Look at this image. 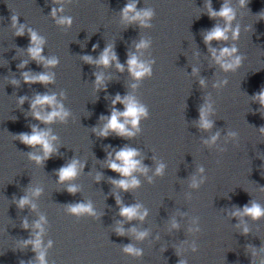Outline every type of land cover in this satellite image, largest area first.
<instances>
[{"label": "clouds", "instance_id": "obj_1", "mask_svg": "<svg viewBox=\"0 0 264 264\" xmlns=\"http://www.w3.org/2000/svg\"><path fill=\"white\" fill-rule=\"evenodd\" d=\"M55 4H60L61 0H53ZM138 0H129L128 3L125 4L123 9L121 10V17L124 21L129 23L139 22L141 26L150 27L149 24L150 19L153 17L154 12L152 9H138L137 8ZM239 3L242 7H247L249 0H239ZM205 7L208 9V17L212 20L217 18L223 19L225 24L221 27L219 24L215 25L211 30L207 31L204 34V43L209 47V51L212 54L213 59L217 64H219L225 71L235 70L238 68L243 60L244 56L242 54H238V48L233 45L231 47H223L219 50L211 47V42L213 40L216 41H227L229 39L228 33L232 32V38L237 39L239 35V27L233 28L232 22L236 18L235 10L229 5L227 0H223L222 5L219 11L212 9L211 0H205ZM63 11L61 7H53L51 11V15L56 20L58 25L70 26L72 24V17L58 15ZM261 19H264V15H261ZM13 27H16V35L23 36L25 34V25L18 22V17H12ZM28 35L30 37V45L27 49L30 57L35 60L37 63L42 64L44 67H55L59 64V60L57 57L53 56L51 58L45 57L43 55L44 52V44L45 40L41 37L35 30L28 28ZM149 41L141 40L137 45V49L147 48L149 45ZM97 45H93V50ZM226 58H231L230 62L226 61ZM84 60L86 63H94L99 66L108 67L111 65L113 61H116V66L120 71L124 70V65L120 64L115 52L112 50L111 45L106 46L104 50L99 55V58L95 61L91 56H85ZM23 65H21L22 67ZM127 66L129 73L134 78H142L147 76H151V68L148 64L141 62L136 55H129L127 60ZM96 75V84L100 85L103 82L102 74H94ZM22 76L25 83L28 84H50L54 82L55 74L49 72H40V73H31V72H22ZM16 83V81H13ZM201 84L204 83L203 80L200 81ZM226 84L227 81H224ZM135 88L136 85H133ZM63 95V93L61 94ZM257 102L264 107V88H262L259 92L254 94ZM27 97H19V103L23 104ZM117 103L124 105V110L119 111L115 105ZM112 109L111 114L108 117H102V119H106V123L99 130L93 129L96 131L100 137L106 138L110 133H115L117 136L122 138H132L135 136L136 132L140 129L138 127L139 121L142 117H148V110L145 106L139 104L134 97L131 95L121 97L119 94L115 96L112 100ZM30 108L32 111V115L34 119L40 121L43 124H52L59 120L61 123H67V118L70 116V111L65 109L63 104L57 100L56 94H36L32 99ZM37 109H44V111H39ZM209 109H205L201 107L200 109V123L199 127L202 129H210L212 124L210 121L206 119V113ZM131 125V128L128 126ZM31 133H20L16 138L19 139L23 144L28 147H36L39 146L42 150V155H37L35 153H29V158L34 160L37 164L43 163L45 160L49 159L51 155L56 151L54 146V141L57 140L55 135L51 134L50 129H41L36 125L31 126ZM132 129H135L133 131ZM261 132H264V128L260 129ZM218 135V134H217ZM217 135H214L211 138L212 142H215L217 139ZM230 135H235V133H230ZM139 155L137 149L128 147L127 145L120 148L118 151L113 153H109L110 159L107 161V167L114 173H117L121 178L113 179L112 183L117 188L122 191H130L136 187H139L140 181L134 175L136 172L145 173L147 172V168L142 166L140 160L136 157ZM84 165L81 164L78 160L73 159L70 163L62 166L57 171L58 182H66L73 180L76 178L80 171L83 169ZM165 165L159 164L156 168V175H163ZM203 171V169H201ZM99 179V176H97ZM149 182H151V178H149ZM195 181H193V187H196ZM67 191L70 194H75L77 192V188L75 185L70 184L67 188ZM41 193L40 188H36L32 190L33 196H39ZM117 204L120 205V215L122 217L127 218V220L132 221L134 219L143 220L147 215V211H141V205L132 204L128 206H124L120 199H117ZM17 206L20 208H24L25 206L31 207L33 210L36 205L31 202L27 195L21 196L17 201ZM68 211L71 213L81 214V213H91L95 214L92 208L91 203H78L74 205H70L68 207ZM247 215L251 216L253 219H260L264 217V206H261L258 203L252 202L251 205H245L243 207L242 212L237 211L233 213V215ZM45 221V218L41 216L39 220L34 222V227L37 229L36 235L30 239L25 240L24 243L26 245H32L33 251L36 252V259L39 264H47L46 261V253L41 250L42 240L41 233L43 232L42 223ZM25 227H27V221L24 222ZM175 226V225H174ZM133 233H135L137 239H143L147 236V232H136V229H131ZM244 232L247 233V229H244ZM118 235H124V231L122 229L117 230ZM51 242H49V246ZM126 253H129L134 256H141L142 250L135 248L133 245H126L123 249ZM196 249L193 248V251ZM20 264H25L24 261H20ZM31 264V261L28 262ZM180 264H185L184 261H181Z\"/></svg>", "mask_w": 264, "mask_h": 264}]
</instances>
